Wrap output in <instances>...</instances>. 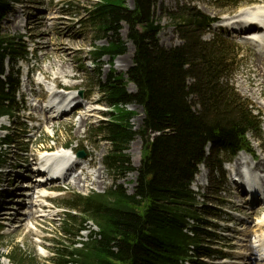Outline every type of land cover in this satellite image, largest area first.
<instances>
[{"label":"trees","instance_id":"16d2710c","mask_svg":"<svg viewBox=\"0 0 264 264\" xmlns=\"http://www.w3.org/2000/svg\"><path fill=\"white\" fill-rule=\"evenodd\" d=\"M14 1L0 0V20ZM132 2L130 8L125 0H98L86 12L87 22L108 40L92 53L96 61L108 56L112 65L116 56L126 52L127 41L134 47L126 80L111 74L99 84L112 111L97 135L111 145L104 158L108 172L115 177L137 172L134 192L129 194L114 183L104 193L67 200L65 206L77 210L80 217L66 213L62 232L71 245L56 250L53 264H180L190 250L211 254L203 244L211 240L208 219L217 214L206 202L201 208L194 206L197 199L190 184L197 165L217 166L223 154L229 158L238 150H250L248 133L261 135L259 118L229 83L231 46L218 36L202 39L210 19L193 9L183 14L177 26L182 43L165 48L157 39L161 27L154 16L156 0ZM227 2L232 7L239 4V0ZM123 25L126 41L119 35ZM23 53L19 36L0 32V115L16 110L17 80L12 73L2 78L4 58L13 62ZM129 83L135 87L132 93L127 90ZM132 103L143 110L137 130L130 122L135 112L126 108ZM137 134L148 137L135 169L125 151ZM208 144L210 152L205 155ZM186 217L197 223L191 227L192 236L184 232ZM86 218L99 230L76 248L74 238Z\"/></svg>","mask_w":264,"mask_h":264},{"label":"rangeland","instance_id":"374dc122","mask_svg":"<svg viewBox=\"0 0 264 264\" xmlns=\"http://www.w3.org/2000/svg\"><path fill=\"white\" fill-rule=\"evenodd\" d=\"M95 1L96 0H17V2L13 5L12 12L2 21L1 28L3 33L10 35L24 34L25 40L29 41L31 38V42L27 44L28 48H37L32 55L30 54L31 57L28 61L29 67L30 64L33 67L35 66V72L33 71L34 73L30 78L37 80V74L39 72L37 66L40 69L43 68L45 70L42 73L43 77L40 78V81L42 82H44V78H47V74L50 73H52V76H57V78L59 76H64L65 78L59 77L57 81H61V84L68 82L69 84L67 83V85L73 87L72 90H70L69 95L74 94L73 91L75 90H83V95L79 98L83 105L87 104V102L91 99H94L98 100L100 108L102 107L103 109L106 108L109 110V105L105 102L102 94L98 90V81L104 82L112 73L111 69H114L116 74H121L124 78V73L132 64L133 47L130 42L127 41L126 52L114 58L112 66L108 64L109 58L106 56L102 57L99 65H97L99 66V70L98 67L91 63L89 49H92V46H104L108 43L107 38L102 36L101 33H97L94 26L85 20V9L91 4V2ZM125 2L128 7H131V0H125ZM261 2L264 3V0H243L238 8L232 9L225 0L217 2H215V0H156L154 16L161 27L157 34L158 43L160 46L165 48L180 45L181 39L179 38L177 26L182 20L181 16L190 12L192 9L199 11L208 17H215L220 21H225V19H232L244 9ZM126 32L127 27L122 26L119 33L121 39L126 40ZM213 34H220L226 39V41H228L229 45L232 46L231 43H233V45L235 44L239 47L234 51L236 60L234 65L231 67V84L240 97L248 101L250 107H252L255 112L259 111L262 115L261 138L256 139L253 135L249 134L248 139L251 142V148L254 151L255 157L258 158L255 163H252L254 165L253 167L259 169V171H263L264 168L257 167L258 161H261V164L264 166V95L259 96L254 91L256 89V82L253 80L256 53L250 46L246 45L244 41L234 38L229 35L224 28H220L219 24H212L210 29L206 30L203 34V39L209 40L212 38ZM58 47H60V50ZM257 53H259V51H257ZM232 56L233 55L231 54V57ZM52 71L56 73H53ZM23 77L24 75L20 77L21 84L18 92V99L23 103L25 108H29L31 97H29L28 92L24 91L25 95H21L25 89L23 88L25 85L22 81ZM47 86H49V84H47ZM27 87L28 86H26V90L29 89L30 92L31 88ZM127 90L128 92H133V85L128 84ZM39 91L40 90L33 89V96L35 98H38ZM39 104L44 105V103ZM87 105L89 106V103ZM91 106L96 105L93 104ZM38 107H40V105ZM82 108H84V106ZM126 108L135 112V115L131 118L130 122L135 130L139 129L143 119V110L140 106L134 103L128 104ZM38 110L40 109L34 106V109H31L30 112H32L33 116L40 119L41 116H38V114L43 113ZM26 113L27 111H21L19 116H16L14 120L10 121L12 128L8 131V133H10L15 139L14 145L16 148L27 151V156L25 157L33 155L35 151L42 146H53L58 143L55 146L57 149L62 144H68L69 148L73 149L72 151L79 148L87 155H85L87 158L80 159L82 165L84 162L93 158L96 163V169L100 167L99 170L101 172L100 177H97V182L94 184H92L91 180L81 182L80 186H76L74 183H71V185L67 186L66 190H61V195L63 196H60L52 202L54 207L46 211L47 218L35 219L34 214L37 215L39 213H37V210L34 213V208H32V211L29 212L31 213V216L24 219L27 207L24 203L25 199L18 196L20 202H17V204H20V206L13 205L15 211H13L10 201L11 205L10 208L8 207L7 209V217L9 219L12 215L10 222L16 223H13L10 227L6 225L4 227H0V233L5 235L0 239V250L10 251L9 253L14 254L16 259H20L21 256L25 257L24 264H51L50 258L53 255L54 249H56L58 245L68 246L70 244L69 238L63 239L62 233L60 232V226L64 223V210L56 204H62L66 199L71 197L72 194L76 193L81 195L92 191L102 193L108 190L114 183L121 184L126 189L127 193L132 194L134 192L136 182V172L132 171L123 174L121 177H115L104 167V157L110 151L111 145L106 141H100L95 136V130L100 125V121L106 120L109 117L106 114L108 113L107 111H101L100 113L98 111V115L94 114L90 116V119H88V117L84 121L81 118L79 119L80 111L77 113L73 112L72 114L63 117L54 123L52 121L51 124L49 123L50 125L47 124L48 127H54L53 130L47 128L45 125H41L37 130H30L29 126L28 128L27 126L24 127L22 123L27 115ZM1 120V124L2 122L6 125L9 124L7 118L3 117ZM27 132L29 136H32L29 143H27L28 134H25ZM3 133L4 132L0 131V137ZM50 137H52V139L47 140V138ZM144 137L145 136L136 135L129 143L126 151V157L133 168H137L140 164ZM5 151L8 153V156L4 170L7 169V165L13 162H22V157L24 158V156L19 157L15 154L14 151H16V149L13 146L9 149H5ZM238 156L239 155L237 154V156L230 161V165L235 163ZM245 156L247 157V163L250 164L252 158H250V156L246 153ZM226 168H228L227 164L222 166V171L224 172L223 177L218 170L216 171L205 166L198 168V173L195 176L191 189L198 194V202L196 204L197 207L201 206L203 200L209 198L212 201L217 200L218 202H224V207L226 209H231L232 214L227 213L226 215H223L222 220L230 218L232 220V226L235 223L239 226L237 225V227L231 228L227 224H224L225 227L231 228V231H235V233L229 232L230 235L226 234V238L219 245L222 247L225 246L223 250L226 253L233 254L232 256H229L230 259L227 260V263L243 264L244 262H250L248 255H250L251 258H254L256 255V251L255 249H253L254 251L252 250L253 245H251L249 241L253 235H247V233L251 230L250 219L260 212H263L264 207H257V205L256 209L258 210L254 212V214H252V210L250 209L251 207L244 208L246 205L241 202L246 198L240 197L242 193H237V191L232 187V182ZM235 168L236 167H234V170ZM88 171H90V169ZM10 176L11 172L9 171L5 175L6 181L10 179ZM83 177L84 176H82V178ZM15 178L16 176L14 179ZM20 180L21 179H19L16 184L14 180V185H16L12 187L14 190L21 189L18 185V183H21ZM219 182H222V184L217 187L216 183ZM54 194L56 193H50V195ZM11 199L12 198H9V200ZM14 200L15 202L18 201V199ZM31 201L35 202L33 199H31ZM232 202L237 204L234 205ZM29 204L30 203H28V205ZM34 204L36 205L37 203ZM42 204L44 203L42 202ZM56 206L59 208H56ZM234 206H239V209ZM29 207L30 205L27 207V211L30 210ZM9 209L11 210L8 211ZM11 211H13V213ZM20 212L22 213L19 214ZM29 213L27 212L26 214ZM56 213L57 215H55ZM74 213H76V211ZM13 217H15L16 220L11 221ZM32 220L36 228L34 230H30V227L33 226L28 223V221ZM86 225H88L89 228H86V230L82 232L80 238L82 241L89 240V230L98 231V228L94 225V223L87 221ZM219 226L220 225L218 224L216 233L217 235L223 236L220 234L222 233V229ZM241 230L242 233L239 235L237 232H240ZM256 232L259 231L255 229V233ZM232 234L240 237L236 240L237 242L234 238L231 240V243L230 237ZM242 235L246 237H243ZM37 238H39V240ZM36 240L41 242V246L38 245ZM245 244L247 246H245ZM230 245H233L234 248H230ZM41 247L44 248V251ZM235 253L236 255H234ZM219 263L227 264L225 261H213V264Z\"/></svg>","mask_w":264,"mask_h":264},{"label":"bare ground","instance_id":"6f19581e","mask_svg":"<svg viewBox=\"0 0 264 264\" xmlns=\"http://www.w3.org/2000/svg\"><path fill=\"white\" fill-rule=\"evenodd\" d=\"M228 19V18H227ZM229 20H232V22H233V24L234 25H239V26H245V25H251V27H250V33H252V32H255L256 34H259L260 35V37L259 38H257L256 40H253L252 41V43H253V46H254V48L257 50V51H259V53H256V59H255V69H254V75H253V80L256 82V89L254 90L255 92H256V94H258L259 96L261 95V96H263L264 95V36H263V32H262V29H260V28H258L256 25H253V22H256V23H261V24H259L260 26H262L263 28H264V3H257V4H254L253 6H251V7H249V8H247V9H244L243 11H241L238 15H236L234 18H232V19H228V20H225V21H229ZM224 22V21H223ZM232 29V28H231ZM235 30L237 29V27L236 28H234ZM255 30V31H254ZM250 33H248V34H250ZM248 34L247 33H245V34H242V35H244L245 37H247L248 36ZM246 39V41H251V40H249V39H247V38H245ZM250 43V42H249ZM259 43H263V45L260 47V48H257V45H259ZM53 73H56V72H53ZM54 75H56V74H54ZM55 78H57V76H52V80H54ZM44 81H45V79H44ZM30 83H31V81H30ZM42 83H44V82H42V81H40V84H42ZM30 85V84H29ZM51 84H49V86H47V88H50V87H52V85L50 86ZM28 87H30V86H28ZM27 87V88H28ZM26 88V87H25ZM31 88V87H30ZM40 89V88H39ZM29 90V89H28ZM27 90V91H28ZM30 92H31V94L33 95V89L31 88L30 89ZM42 96V94H41V92L39 91L38 92V98L39 97H41ZM69 98V96L67 95H64L63 94V96H62V99L60 100V101H63L64 99L65 100H67ZM70 101H75L74 100V98H72ZM45 102H47V101H45ZM45 102H43L44 103V105L43 104H39L40 105V107H39V109L40 110H38V111H40V112H42L44 115H41V113H40V115L41 116H44L45 117V119H46V122H47V124H51V122L52 121H54L55 119H59V118H61V117H63V116H65L63 113H62V115H58L59 114V111L57 110L56 111V115H54V114H51V115H47V113L46 112H44L45 111V109H47V107H49V106H47V103H45ZM66 103H68V102H66ZM96 105L97 103H94V101H91V102H89V106L87 105V106H84V108H82V110H81V112H80V118L84 121L86 118H90V116H92V115H94V114H97L98 113V111L100 110V109H102V108H100L98 105H96V106H91V105ZM79 106V103H78V105H77V107ZM35 107H36V105H35ZM82 107V106H81ZM100 108V109H99ZM39 113V112H38ZM52 113H54V111L52 112ZM46 115V116H45ZM79 118V119H80ZM81 123H83V122H81ZM49 124V125H50ZM2 124H1V119H0V126H1ZM61 146H64L63 144L62 145H60V147ZM59 147V148H60ZM48 148L49 147H47V146H45L44 147V150H48ZM59 148H52L51 149V151L48 153V155H50L51 156V160H53V165L55 166V168H56V172L58 173L59 172V170H58V168H61L62 169V165H61V163H59V161L61 160L60 158H58V156H61L62 157V155L64 154V152L62 153V151H60L59 150ZM66 149H68L69 151H71L72 153H75V151H72L73 149H70L69 147L68 148H66ZM247 154V153H246ZM248 155V154H247ZM249 157V156H248ZM250 158H252V159H254V157H251L250 156ZM49 159V160H50ZM80 159V158H79ZM251 159V160H252ZM82 165V163H80L79 165H76V167H75V169L77 168V169H81V172L79 173V174H76L75 176H74V178H73V183H74V185H76V186H80V183L81 182H87L88 180H91V182H92V184H94V183H96L97 181H96V179H97V177H100V174H101V172H100V170H99V168L100 167H98L97 169H96V163L94 162V159L93 158H91V159H89L88 161H86V162H84L83 163V165ZM244 165H247L248 167H250V169H251V172H250V175H251V184H252V186L254 187L255 186V191H256V193L258 194V196H256L255 194H253V195H251V197L250 198H248L247 196H246V194L245 193H242V195L240 196V197H244V198H246L244 201H242L241 203L242 204H244V205H246L244 208H247V207H251L250 209L252 210V214H254V212H256L258 209H256L257 207H259V206H263L264 207V202H260V200H261V196H262V193H264V176L263 175H261V174H259V173H262V172H264V170L263 171H259V173L258 172H256V170H255V167H253L254 165L252 164V161L250 162V164H248L247 163V157L245 156V153H243V152H241V153H239V156L237 157V159H236V161H235V163L233 164V166L234 167H236L235 168V170H237L236 171V173H235V175L236 176H239L240 177V170H241V168L244 166ZM79 166H81V167H79ZM82 167H84V168H82ZM233 167V168H234ZM257 167L258 168H264V166L261 164V161H258V163H257ZM76 169V170H77ZM84 169H85V171H88L89 169H90V171H88V172H85L84 171ZM254 171V172H253ZM7 172H9V171H7ZM6 172V173H7ZM11 172V171H10ZM56 172H55V174H56ZM72 172H73V170H72ZM76 172V171H75ZM6 173H5V175H6ZM26 175H27V177L30 179V181L29 182H27L28 183V187H29V189L28 190H25L23 187H24V184L25 183H23V181H22V177H18V176H16V178L14 179V177L15 176H13V178H12V174H11V176H10V179L8 180V181H6V179H5V182L6 183H10V184H12V187L13 186H16V185H14V180H15V184L19 181V179H21L20 181H21V183L19 184L18 183V185L20 186V188L21 189H19V190H14V191H12L11 193H8L6 190L4 191V192H7V194L10 196V197H8L7 199H5V200H9V198H12L11 200H9V204L8 205H4L3 207H9L10 208V205L12 206V208L13 209H15L14 207H13V205H17V206H20V204H17V202H15V200L14 199H16L15 197V195L17 194V193H19V194H17V195H23L24 193H30L31 195H35L36 194V190H39L38 191V195L39 194H45L46 193V189L48 188L47 187V185H40V184H36L34 181H33V179H31L30 178V176L31 175H34L33 174V172L30 170L29 172H27V173H25ZM54 175V174H53ZM82 176H84L83 178H82ZM6 178V177H5ZM65 180H68V178L67 179H65ZM17 185V186H18ZM82 186H83V184H82ZM7 187V186H6ZM11 187V186H10ZM9 187V188H10ZM237 191V193H240L238 190H236ZM22 192V193H21ZM13 196H14V198H13ZM39 198H40V196H38ZM255 197H259L258 198V200L257 201H255L256 199H255ZM39 198H37V200H35V198L33 197V200H35V202L34 201H31V202H29L30 204V207H29V211H27L28 213L30 212V211H32V208H34L33 209V212L35 211V209H37L38 207H41L43 204H42V200L40 199L39 200ZM10 201H11V204H10ZM34 203H37L36 205L34 204ZM258 205V206H257ZM34 206V207H33ZM257 206V207H256ZM11 209H9L8 211H10ZM248 210V209H247ZM7 211V210H6ZM249 211V210H248ZM12 213H13V211H11ZM30 214V215H29ZM29 214H24L25 215V217H24V219H27L28 218V216H31V213H29ZM33 214V213H32ZM12 216V215H11ZM11 216L9 217V221H10V219H11ZM17 216V215H16ZM8 218V217H7ZM13 220H16V218L15 217H13L12 218V220L11 221H13ZM254 228L257 230V231H259V232H256L255 233V236H254V240H255V245H253L252 247V250L255 248L256 249V246L257 247H259V244H260V242H261V239L263 238V236H264V211L262 212V214H261V216L260 217H258L257 218V220H256V222L254 223ZM245 246H247L246 244H245ZM251 247V246H250ZM254 251V250H253ZM257 252H259L258 250H256V255H258V256H254V258H251V256L250 255H248V259H250V262H244L243 264H264V259H262L261 258V256H262V253H257ZM261 254V255H260ZM253 261V262H252Z\"/></svg>","mask_w":264,"mask_h":264},{"label":"water","instance_id":"95a60500","mask_svg":"<svg viewBox=\"0 0 264 264\" xmlns=\"http://www.w3.org/2000/svg\"><path fill=\"white\" fill-rule=\"evenodd\" d=\"M78 155L79 156H84V154L82 152H79Z\"/></svg>","mask_w":264,"mask_h":264}]
</instances>
